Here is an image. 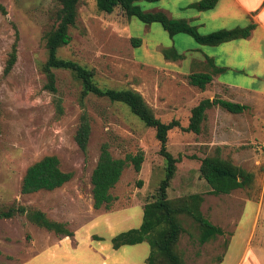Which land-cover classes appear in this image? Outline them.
<instances>
[{"label": "rangeland", "instance_id": "rangeland-1", "mask_svg": "<svg viewBox=\"0 0 264 264\" xmlns=\"http://www.w3.org/2000/svg\"><path fill=\"white\" fill-rule=\"evenodd\" d=\"M0 3L6 9V14L0 13V207L21 204L41 210L47 218L65 223L72 233L63 236L47 230L25 214L0 218V264H145L146 243L126 245L115 255L106 248L111 236L137 225L141 208L155 198L164 176L154 129L146 127L123 103L93 93L82 96L81 83L69 70L54 69L56 95L44 87L46 78L40 69L47 58L44 36L56 23L59 0ZM136 3L147 11L158 4ZM154 24L161 34L154 29L144 33L147 25L136 17L124 23L117 13H101L95 0H80L78 22L70 28L71 40L57 55L92 68L100 87L139 91L161 120L176 118L187 126L190 110L201 98L221 94L214 93L216 88L211 85L202 91L189 84L187 76L166 71V65L157 61V43L169 34L159 23ZM15 29L17 58L4 74ZM182 36L198 46L190 35ZM132 37L140 38L141 43L134 47ZM191 67L195 69L194 64ZM56 96L61 113L55 107ZM243 99L248 107L239 113L218 105L209 108L200 133L179 127L168 132L167 149L180 156L168 198L201 194L202 214L223 231L201 243L198 223L189 214H177L183 230L176 252L182 264H264V95H245ZM83 110L91 128L86 153L74 139ZM103 142L109 143L114 157L142 150L144 159L139 172L130 163L124 167L111 189L116 199L110 208L95 209L91 174ZM217 146L221 156L253 173L249 186L228 194L209 193L210 187L198 171L199 161L191 156L199 159L213 154ZM45 155H55L60 168L72 173L71 178L53 190L21 193L27 167Z\"/></svg>", "mask_w": 264, "mask_h": 264}, {"label": "trees", "instance_id": "trees-1", "mask_svg": "<svg viewBox=\"0 0 264 264\" xmlns=\"http://www.w3.org/2000/svg\"><path fill=\"white\" fill-rule=\"evenodd\" d=\"M59 1L61 6L57 10L56 23L44 36L47 58L40 66L46 78L44 87L56 95L54 69L69 70L81 83L82 96L93 93L112 102L123 103L146 127L153 128L155 131L154 136L159 142V154L164 159V176L159 182L155 198L146 202L143 206L140 225L114 234L110 237L109 242L114 249L126 245L146 243L149 247V253L145 264H182L181 258L176 252V244L183 230L180 221L176 217L177 214H189L198 223L201 229L199 237L201 243L217 234H221L223 231L202 214L200 210V203L203 200L201 194L191 193L177 200L168 198V187L174 177L176 163L180 161V156L175 157L167 149L168 132L175 127H179L183 131L200 133L202 123L207 117L206 110L214 105H218L231 113L242 112L248 106L220 97H204L191 108L187 126H182L176 118L164 122L157 117L153 108L146 102L142 94L135 89L100 87L94 80V70L92 68L57 55V50L71 40L70 28L76 26L78 22V4L80 0ZM137 1L141 0H95V4L101 13L107 15L119 14L121 21L124 23H128L131 17H136L146 24L156 22L170 36L185 33L201 45H216L233 39L246 38L255 26L251 22L246 26L217 29L202 34L198 31L197 26L191 24L188 20L171 18L162 10H142L136 3ZM144 1L156 2L159 0ZM216 3L217 0H198L189 4V7L195 10H207L213 8ZM0 13L6 14V9L1 3ZM17 39L18 31L15 29V38L3 69L4 74L10 72L16 61ZM131 42L135 47L141 43V39L132 37ZM162 52L166 58H181V54L173 46L164 48ZM209 62L212 63V60L209 59ZM211 79L212 76L208 72H193L187 75L188 83L197 86L200 90H204ZM54 103L57 112L61 113L62 107L58 96L54 98ZM90 129L89 116L83 110L79 115V123L74 139L84 153L87 151ZM191 157L199 161L198 171L200 177L208 183L210 194H228L234 189L249 186L253 181L252 172L221 156L220 146L215 147L213 154L204 155L199 159L195 156ZM143 159L142 150H138L135 154L128 152L124 157H114L109 150V143L103 142L100 146L98 160L91 174L93 208H110L116 199L111 189L119 181L124 167L130 163L134 170L139 172ZM71 176V172L63 171L60 168L59 159L55 155H45L27 167L22 178L20 191L21 193H32L39 190H53L62 186ZM17 214H25L29 221L47 230H53L57 234L72 235L65 223L47 218L41 210L21 204L0 207V218H11Z\"/></svg>", "mask_w": 264, "mask_h": 264}, {"label": "crops", "instance_id": "crops-1", "mask_svg": "<svg viewBox=\"0 0 264 264\" xmlns=\"http://www.w3.org/2000/svg\"><path fill=\"white\" fill-rule=\"evenodd\" d=\"M195 1L198 0H159L156 1L158 4L149 10H162L171 18H184L196 25L202 34L217 29L246 26L251 22L255 26L246 38L216 45H190L189 38L182 36L183 33L168 35V38L158 40L160 52L157 61L166 65V71L185 78L193 72L210 73L212 79L207 85L216 88L214 93L217 91L223 99L245 104V95H264V0H217L215 6L207 10L189 7V4ZM154 23L146 24L143 32L150 34L154 29L161 34V29ZM144 39L145 37L142 38L143 42ZM170 46L181 54V58L171 59L163 56V48ZM148 55L152 56L149 50ZM193 64L195 69L191 67ZM139 215L135 227L141 223L142 213ZM126 217L132 220V217L125 215ZM123 247L114 249L108 242L106 249L110 250L109 254L115 255Z\"/></svg>", "mask_w": 264, "mask_h": 264}]
</instances>
